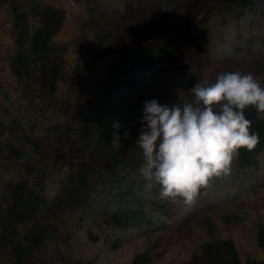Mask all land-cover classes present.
<instances>
[{"label": "rangeland", "instance_id": "1", "mask_svg": "<svg viewBox=\"0 0 264 264\" xmlns=\"http://www.w3.org/2000/svg\"><path fill=\"white\" fill-rule=\"evenodd\" d=\"M47 7L63 17L48 58L57 72L42 71L31 54L18 76L16 19L30 37L54 19ZM145 46L153 47L154 65L130 86V99L94 105L92 92L106 84L109 68ZM260 62L264 0H0V236L18 187L40 198L31 219L15 222L16 238L0 237V264H13L11 249L26 246L29 234L34 247L21 264H129L137 254L149 264H185L216 240L233 242L239 264H264L257 245L264 148L246 167L235 153L228 172L211 177L188 204L162 199L159 185L147 188L137 144L145 101L194 103L196 83L226 72L251 73L264 86ZM117 122L119 132L135 134L121 137L107 172ZM126 209L144 214L141 227L110 222V213Z\"/></svg>", "mask_w": 264, "mask_h": 264}, {"label": "clouds", "instance_id": "2", "mask_svg": "<svg viewBox=\"0 0 264 264\" xmlns=\"http://www.w3.org/2000/svg\"><path fill=\"white\" fill-rule=\"evenodd\" d=\"M191 93L194 103L182 107L145 101L137 140L144 156L139 172L147 188L159 185L162 199L183 197L188 204L211 177L228 172L239 149L252 151L260 142L246 109L253 106L264 114V86L251 73H222L214 83H196ZM120 127L113 124L116 150ZM128 135L125 130L124 139Z\"/></svg>", "mask_w": 264, "mask_h": 264}, {"label": "trees", "instance_id": "3", "mask_svg": "<svg viewBox=\"0 0 264 264\" xmlns=\"http://www.w3.org/2000/svg\"><path fill=\"white\" fill-rule=\"evenodd\" d=\"M47 12L54 15L52 22L46 23L43 27H40L33 31L30 37L27 36V24L22 18L16 19L17 43L19 45L18 56L20 59L17 64L20 65L19 69L15 70L18 76H21V71H27L29 68V57L34 54L37 60H41L42 71L52 74L53 76L57 72V67L51 65L50 58V41L54 30L58 29L62 23V15L50 7H47ZM29 47V51L27 49ZM153 48V47H152ZM148 46L139 48L135 53L130 55L121 56L120 60L112 65L109 70V79L106 84L99 90L92 92L94 105L108 104L112 97H130V86H133L142 79V73L147 70L151 65H154V59L150 58L153 51ZM46 59V60H45ZM141 63L139 69L133 68L135 63ZM52 66V67H51ZM257 68L263 71L264 75V62H260ZM21 69V71H20ZM140 72L139 74H136ZM245 116L252 123L251 131L257 133L260 138V142L256 148L252 151L241 148L239 149V161L241 167H246L252 164V159L260 153L264 148V119L259 118V114L255 107L250 106L245 111ZM129 135H134L135 130L125 129ZM119 132L120 137L124 136V131ZM136 131L139 128L136 127ZM122 147L119 150L112 148L109 152L106 162L103 164L105 171H111L118 155L120 154ZM22 187H18L12 195L13 205L9 208L7 215L4 219V225L2 230L1 241L4 243L11 242L16 238V231L14 229L15 222L27 221L33 217L37 207L40 203V198L31 194H26L22 191ZM27 215V216H26ZM110 222L116 227L123 229H136L141 227L144 219V214L141 211L131 210H117L109 214ZM29 243L26 246L21 244H15L11 249V254L14 256L13 264H21L29 254L31 253L35 237L29 234ZM257 245L264 251V227H260L257 233ZM150 259L146 254H137L129 264H149ZM185 264H239L238 254L235 250L234 244L231 240H216L214 242H206L201 246V254H195L190 261ZM247 264H259L249 261Z\"/></svg>", "mask_w": 264, "mask_h": 264}]
</instances>
